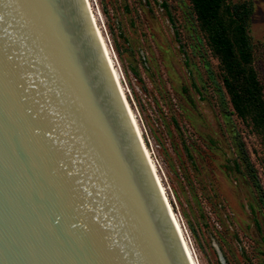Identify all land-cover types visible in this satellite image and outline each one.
I'll return each mask as SVG.
<instances>
[{
	"label": "water",
	"instance_id": "95a60500",
	"mask_svg": "<svg viewBox=\"0 0 264 264\" xmlns=\"http://www.w3.org/2000/svg\"><path fill=\"white\" fill-rule=\"evenodd\" d=\"M0 264H191L87 0H0Z\"/></svg>",
	"mask_w": 264,
	"mask_h": 264
},
{
	"label": "rangeland",
	"instance_id": "374dc122",
	"mask_svg": "<svg viewBox=\"0 0 264 264\" xmlns=\"http://www.w3.org/2000/svg\"><path fill=\"white\" fill-rule=\"evenodd\" d=\"M89 3L197 264H264V138L234 112L190 0ZM228 9L247 10L264 88V0H223Z\"/></svg>",
	"mask_w": 264,
	"mask_h": 264
},
{
	"label": "trees",
	"instance_id": "16d2710c",
	"mask_svg": "<svg viewBox=\"0 0 264 264\" xmlns=\"http://www.w3.org/2000/svg\"><path fill=\"white\" fill-rule=\"evenodd\" d=\"M190 2L200 27L207 34L209 44L222 65L224 87L234 112L245 124L251 122L264 138V88L251 65L252 50L245 27L247 10L244 9L239 15L235 10L231 12L228 9L225 15H221L223 0ZM233 13L237 19L233 18ZM227 16L233 20L226 19ZM230 22L235 24L233 29L229 27ZM243 164L259 189L252 167L247 161Z\"/></svg>",
	"mask_w": 264,
	"mask_h": 264
},
{
	"label": "bare ground",
	"instance_id": "6f19581e",
	"mask_svg": "<svg viewBox=\"0 0 264 264\" xmlns=\"http://www.w3.org/2000/svg\"><path fill=\"white\" fill-rule=\"evenodd\" d=\"M87 1H88V4H89V7H90V11H91V14H92V17H93V20H94V23H95V26H96V29H97V32H98L99 38H100V40H101V43H102V45H103V48H104V50H105V53H106L107 58H108V60H109V63H110V65H111V68H112L113 73H114V75H115V78H116V80H117V83H118V85H119V88H120V90H121V93H122V95H123V98H124V100H125V103H126V105H127V108H128V110H129V113H130L131 118H132V120H133V123H134V125H135L136 130H137V133H138V135H139V138H140V140H141V142H142V145H143V147H144V150H145V152H146V155H147V157H148V160H149V162H150V164H151V167H152V169H153V172H154V174H155V177H156V179H157V182H158V184H159V187H160V189H161V191H162V194H163V196H164V199H165V201H166V204H167V206H168V209H169V211H170V213H171V216H172V218H173V220H174V223H175V225H176V228H177V230H178V232H179V235H180V237H181V240H182V242H183V244H184V247H185V249H186V252H187V254H188V256H189V259H190V261H191V264H197V262H196V260H195V258H194V256H193V254H192V252H191V250H190V248H189V246H188V244H187V242H186V240H185V238H184V234H183V232H182L181 226H180V224L178 223V220H177L175 214L173 213V211H172V209H171V207H170V205H169V203H168V200H167V198H166V194H165L164 188H163V186H162V184H161V182H160V178H159V176H158L157 169H156V166H155V164H154V161L152 160L151 154L149 153L148 149L146 148V146H145V144H144V141H143V138H142L143 136L141 135V132H140V129H139V126H138V123H137L136 117H135L134 114H133L134 112H132V110H131V108H130L128 102H127V99H126V96H125V93H124V88L122 87L121 82H120V76H119V74H118V72H117V69H116L115 64H114V61H113L112 53L110 52L109 47L107 46V44H106V42H105V40H104V38H103V36H102V34H101V32H100V28H99L98 25H97V20H96V18H95V16H94L93 12H92V10H91V6H90V3H89V0H87ZM142 134H143V133H142Z\"/></svg>",
	"mask_w": 264,
	"mask_h": 264
}]
</instances>
